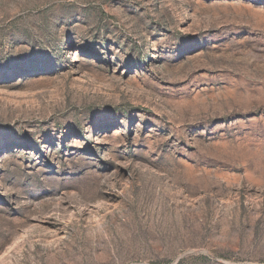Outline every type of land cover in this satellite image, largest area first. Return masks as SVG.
<instances>
[{"label":"rangeland","instance_id":"374dc122","mask_svg":"<svg viewBox=\"0 0 264 264\" xmlns=\"http://www.w3.org/2000/svg\"><path fill=\"white\" fill-rule=\"evenodd\" d=\"M0 264H264V0H0Z\"/></svg>","mask_w":264,"mask_h":264}]
</instances>
